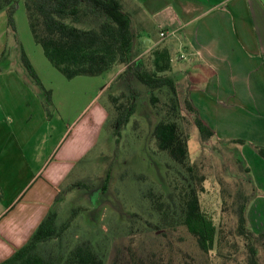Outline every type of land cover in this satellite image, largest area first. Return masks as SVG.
Returning <instances> with one entry per match:
<instances>
[{"label":"crops","instance_id":"0c3cea01","mask_svg":"<svg viewBox=\"0 0 264 264\" xmlns=\"http://www.w3.org/2000/svg\"><path fill=\"white\" fill-rule=\"evenodd\" d=\"M132 4L133 12L124 7L133 15V26L134 14H140L141 29L133 59L157 47L171 50L178 41L176 60L184 63L177 65L171 52V74L182 82L181 98L188 97L213 130L211 140L240 139L264 146V0H132ZM6 14L0 13V55L9 44L3 32ZM158 29L166 32L165 38L157 37ZM178 32L180 39L173 37ZM27 57L42 85L51 90L58 111L64 105L63 114L70 116L73 103L64 93L49 89L28 53ZM19 60L20 64L0 67V262L35 231L57 189L99 143L109 116L107 103L95 102L80 110L66 132H56L54 125L48 129L44 92L20 55ZM124 68L120 66L113 82ZM81 83L91 84L85 79ZM240 146L259 191L248 207V223L256 233L264 232V158L248 144Z\"/></svg>","mask_w":264,"mask_h":264},{"label":"trees","instance_id":"16d2710c","mask_svg":"<svg viewBox=\"0 0 264 264\" xmlns=\"http://www.w3.org/2000/svg\"><path fill=\"white\" fill-rule=\"evenodd\" d=\"M20 1L24 2L34 40L67 79L100 76L115 64L125 66L116 78L127 82L128 91L108 96L114 117L109 119L108 116L104 125L109 122L116 144H119L122 131L139 105L141 94L135 80L150 94V103L156 109L159 102L157 92L164 93L167 111L154 126L152 137L157 150L166 154L172 164H166L169 191L149 189L147 194L151 215L155 217V221L149 224L156 236L164 241L160 248L140 252L129 244L125 249L118 248L109 258L107 251L90 239L73 244L68 231L86 208L74 206L69 215L59 221L58 204L75 188L91 189L87 183L77 181L66 187L64 183L57 189L52 206L29 239L0 264H106L107 261L108 264H176V243L172 236L180 228L194 239L200 255L185 254L179 264H211L208 255L212 251L218 258L234 261V264H264V232L253 231L247 218L248 207L259 191L242 156L237 158V167L244 179L241 177L242 181L234 193L228 192L230 199L223 202L220 221L216 223L201 207L200 194L205 190L207 178L199 165L191 161L190 132L180 119L186 121L187 127L191 124L197 127L202 143L213 137L214 132L188 97L182 102L176 79L171 74V50L167 47L152 49L149 64L145 58L133 59L137 33L133 27V16L122 0H0V12L6 11L13 30ZM19 49L21 61L30 77L46 95L44 106L49 115L52 92L42 85L21 45ZM4 55L5 52L1 53L0 59ZM183 106L191 114L192 121L182 114ZM232 142L246 143L240 139ZM252 147L264 158V146L253 144ZM110 177L108 173L102 192L107 190ZM137 178H143V175Z\"/></svg>","mask_w":264,"mask_h":264},{"label":"rangeland","instance_id":"374dc122","mask_svg":"<svg viewBox=\"0 0 264 264\" xmlns=\"http://www.w3.org/2000/svg\"><path fill=\"white\" fill-rule=\"evenodd\" d=\"M124 2L126 8L133 12L132 0H125ZM2 12L6 13L5 10ZM134 17L133 27L138 34L141 30L138 24L140 14L135 13ZM14 20L15 30L9 25L8 16H6L3 32L7 40L9 39V44L7 49L3 51L5 55L0 59V67H10L12 64L21 63L19 60L20 49L18 50L17 47L21 45L25 53H28L35 65L38 66L49 89L54 88L59 95L64 93L67 102L73 103L69 110L70 116H66L62 111L65 108L64 105H61L59 112V108H56L52 99L48 129L54 125L57 127L56 132H61V134L66 132L72 120L78 117L80 110L93 105L95 102H106L110 112L109 119L114 117L108 96L128 91L125 80L116 78L114 82L112 81L117 70L124 65L115 64L100 76H80L69 80L54 67L45 56L43 48L34 40L23 1H20L17 6ZM179 32L173 37L180 39L181 33ZM161 33V29H158L156 31L157 37L165 38L166 36H162ZM164 33L167 35L166 32ZM175 43L178 46V41ZM177 46L172 48L171 52L175 63L180 65L184 61L176 60L178 56L176 53L178 51ZM150 52L148 51L141 56V59L145 58L148 64ZM181 54L185 55L183 51ZM137 55V50H134L133 58ZM44 68H48L49 72L44 71ZM176 78L180 95L183 91L182 82L178 75ZM84 79L90 81V87H85V84L81 83ZM135 86L141 94L138 100L139 105L130 123L122 131L119 144H116L115 137L110 132L112 129L107 122L97 146L93 148L84 161L80 162L75 172L63 185L66 187L67 184L83 181L91 189L75 188L67 193L58 204L59 221L64 220L74 206L86 208L71 225L68 238L73 244L79 240L90 239L102 246L107 251L106 254L109 258L118 248L125 249L129 244L134 245L140 252H146L160 248L164 242L163 239L156 236L149 224L155 221V217L151 215L150 200L147 194L149 189L169 191L166 164H172V162L166 154L157 150L152 137L154 126L159 121L160 116L167 111V99L163 92H157L159 102L156 109L150 103V94L136 80ZM42 95L44 104L46 95L44 93ZM184 99L185 97L182 102ZM181 111L192 121L191 114L184 106ZM180 122L190 132L191 161L199 165L200 171L207 178L204 182L205 190L200 194L201 207L218 223L222 214L223 202L230 199L228 192L234 193L237 185L244 179L237 167V158L241 157L240 145L243 144L237 145L231 140H217L216 138L214 140L210 138L207 142L202 143L195 125L191 124L187 127L185 120L180 119ZM244 144H248L251 149H254L252 147L254 143L246 141ZM108 173L111 175L109 185L107 190L102 192L101 187ZM138 175H143V178H137ZM241 177L243 178L241 179ZM172 239L176 243V255L174 256L176 264L183 262L182 258L185 254L200 255L194 239L184 229L180 228L178 233L172 236ZM208 256L211 264H234V261H224L218 258L214 251L210 252Z\"/></svg>","mask_w":264,"mask_h":264},{"label":"built area","instance_id":"2783aa9c","mask_svg":"<svg viewBox=\"0 0 264 264\" xmlns=\"http://www.w3.org/2000/svg\"><path fill=\"white\" fill-rule=\"evenodd\" d=\"M161 35H162V36H166L165 33H164V31H162ZM182 56H183V55H182Z\"/></svg>","mask_w":264,"mask_h":264}]
</instances>
